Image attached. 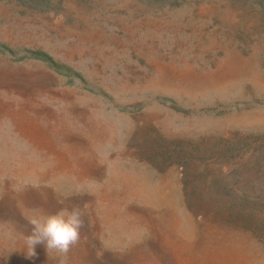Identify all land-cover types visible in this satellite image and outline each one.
<instances>
[{
  "label": "rangeland",
  "instance_id": "1",
  "mask_svg": "<svg viewBox=\"0 0 264 264\" xmlns=\"http://www.w3.org/2000/svg\"><path fill=\"white\" fill-rule=\"evenodd\" d=\"M0 264H264V0H0Z\"/></svg>",
  "mask_w": 264,
  "mask_h": 264
},
{
  "label": "clouds",
  "instance_id": "2",
  "mask_svg": "<svg viewBox=\"0 0 264 264\" xmlns=\"http://www.w3.org/2000/svg\"><path fill=\"white\" fill-rule=\"evenodd\" d=\"M134 131L135 129L131 130ZM130 138L131 133L125 137V144ZM25 186L27 185H21L18 191H23ZM70 194L72 193H68L65 197ZM85 216L79 207L73 206L71 210L61 209L54 213L34 215L28 219L32 230L25 236L27 249L25 258L31 260L37 255L35 251L37 245H43L47 253L67 256L71 248L80 241L82 230L89 227Z\"/></svg>",
  "mask_w": 264,
  "mask_h": 264
}]
</instances>
